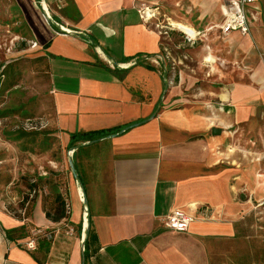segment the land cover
<instances>
[{
    "label": "crops",
    "instance_id": "crops-1",
    "mask_svg": "<svg viewBox=\"0 0 264 264\" xmlns=\"http://www.w3.org/2000/svg\"><path fill=\"white\" fill-rule=\"evenodd\" d=\"M39 1L0 0V19L39 44L53 128L67 145L110 132L74 149L89 229L75 186L69 221L46 216L57 192L23 217L0 207V264H264V0L247 6V35L216 27L223 0H45L50 17ZM160 14L204 36L188 44ZM175 209L188 231L166 227Z\"/></svg>",
    "mask_w": 264,
    "mask_h": 264
},
{
    "label": "rangeland",
    "instance_id": "rangeland-1",
    "mask_svg": "<svg viewBox=\"0 0 264 264\" xmlns=\"http://www.w3.org/2000/svg\"><path fill=\"white\" fill-rule=\"evenodd\" d=\"M147 7L154 9L155 5ZM158 17L157 22L166 29L168 16ZM30 40L11 19H0V207L16 217L30 213L35 195L61 193L70 205L71 189L81 188L69 164L77 151L68 147L51 124L54 110L48 66ZM7 65L8 72L2 75ZM37 118L48 120V125L34 130L19 128L22 121ZM78 195L83 199L79 189ZM74 200L72 196L73 213ZM48 203L50 208L52 200ZM81 227L83 230V219ZM255 235L253 241L259 240L261 252L264 230ZM251 242L244 243L248 257H252ZM256 249L254 246V257Z\"/></svg>",
    "mask_w": 264,
    "mask_h": 264
},
{
    "label": "built area",
    "instance_id": "built-area-1",
    "mask_svg": "<svg viewBox=\"0 0 264 264\" xmlns=\"http://www.w3.org/2000/svg\"><path fill=\"white\" fill-rule=\"evenodd\" d=\"M257 0H223L224 8H225V17L222 23L216 25L219 27L223 34H229L233 31H239L243 35H247L250 33V25L247 17V6L250 4L255 3ZM40 6L46 9L45 0L39 1ZM143 16L144 19L147 21L152 20L158 13L156 9L144 8L143 9ZM47 15L50 17V14L47 11ZM149 15H151L149 17ZM171 18H167L168 25L166 26L169 30H176L181 32L184 36L185 42L190 45H195L199 40L200 37L203 36V33L196 29H186L183 27L181 23L174 25L170 22ZM30 45L32 48H38L39 44L37 41L30 40ZM48 125V120L44 118H37V119H27L22 121L19 124V128H23L25 130H34L40 127H46ZM74 152V151H73ZM84 205V201H81ZM71 209V205H70ZM88 222V213L87 208L84 205L83 211V231H85L86 226L84 222ZM193 221V217L183 209H175L172 211L165 219V225L167 228L177 231V232H186L189 230L190 224ZM86 222V223H87ZM43 232L39 228H33L30 232V237L22 245L27 248L28 250L35 251L39 247V236Z\"/></svg>",
    "mask_w": 264,
    "mask_h": 264
},
{
    "label": "trees",
    "instance_id": "trees-1",
    "mask_svg": "<svg viewBox=\"0 0 264 264\" xmlns=\"http://www.w3.org/2000/svg\"><path fill=\"white\" fill-rule=\"evenodd\" d=\"M8 65L3 69L2 75H5L8 72ZM108 131H100V132H91V133H79V134H73L71 136V140L68 144V147L70 149H75L77 147V142L80 140H97L99 137L104 136V134H107ZM36 195L32 198V201L35 200ZM45 213L47 218L51 219L52 221L58 222L61 220L68 221L70 219L71 215V209L70 205L66 203L63 195L61 193H58L56 195L55 201L53 202L52 206L50 208H45ZM28 215V213H26ZM90 227V226H89ZM89 229V228H88ZM11 233L10 230L6 231L7 236H9Z\"/></svg>",
    "mask_w": 264,
    "mask_h": 264
},
{
    "label": "water",
    "instance_id": "water-1",
    "mask_svg": "<svg viewBox=\"0 0 264 264\" xmlns=\"http://www.w3.org/2000/svg\"><path fill=\"white\" fill-rule=\"evenodd\" d=\"M133 126H135V125H133ZM220 132H221L220 129H217V128L213 129V134H218V133H220ZM110 136H115V134H114V135H110ZM72 152H73V151H72ZM69 164H70V167H71V170H72L73 177H74L75 179H78V180H79V173H78V170H77V168H76V166H75V163H74V161H73V158H70V159H69ZM81 189H82L83 194H84V205H85L86 208H87L86 195H85V192H84L82 186H81ZM87 211H88V208H87ZM87 223H88V222H87ZM88 228H89V223H88V225L86 226V229H85V230H87Z\"/></svg>",
    "mask_w": 264,
    "mask_h": 264
},
{
    "label": "bare ground",
    "instance_id": "bare-ground-1",
    "mask_svg": "<svg viewBox=\"0 0 264 264\" xmlns=\"http://www.w3.org/2000/svg\"><path fill=\"white\" fill-rule=\"evenodd\" d=\"M151 15H149V17H150ZM171 21V20H170ZM172 23V22H171ZM183 27H185V26H183ZM185 28H187V27H185ZM191 29H193V28H191ZM79 189V191H80V193H82V195H83V191H82V189L79 187L78 188ZM86 222V221H85ZM85 222H84V224H85Z\"/></svg>",
    "mask_w": 264,
    "mask_h": 264
}]
</instances>
